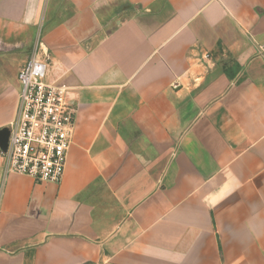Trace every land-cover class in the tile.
Instances as JSON below:
<instances>
[{
  "label": "crops",
  "instance_id": "obj_1",
  "mask_svg": "<svg viewBox=\"0 0 264 264\" xmlns=\"http://www.w3.org/2000/svg\"><path fill=\"white\" fill-rule=\"evenodd\" d=\"M37 43L74 131L0 149V264H264V0H0V128Z\"/></svg>",
  "mask_w": 264,
  "mask_h": 264
},
{
  "label": "built area",
  "instance_id": "obj_2",
  "mask_svg": "<svg viewBox=\"0 0 264 264\" xmlns=\"http://www.w3.org/2000/svg\"><path fill=\"white\" fill-rule=\"evenodd\" d=\"M49 56L37 43L19 67L16 113L4 158V173L40 181L61 180L75 125V107L67 101L65 85L47 80Z\"/></svg>",
  "mask_w": 264,
  "mask_h": 264
},
{
  "label": "water",
  "instance_id": "obj_3",
  "mask_svg": "<svg viewBox=\"0 0 264 264\" xmlns=\"http://www.w3.org/2000/svg\"><path fill=\"white\" fill-rule=\"evenodd\" d=\"M9 127L5 126L0 128V149L5 152L8 146V138H9Z\"/></svg>",
  "mask_w": 264,
  "mask_h": 264
}]
</instances>
